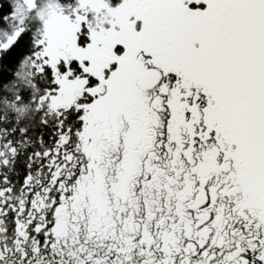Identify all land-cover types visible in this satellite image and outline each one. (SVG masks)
Wrapping results in <instances>:
<instances>
[{
	"label": "snow or ice",
	"instance_id": "obj_1",
	"mask_svg": "<svg viewBox=\"0 0 264 264\" xmlns=\"http://www.w3.org/2000/svg\"><path fill=\"white\" fill-rule=\"evenodd\" d=\"M0 264H264V0H0Z\"/></svg>",
	"mask_w": 264,
	"mask_h": 264
}]
</instances>
